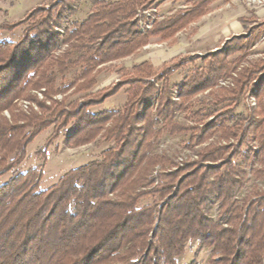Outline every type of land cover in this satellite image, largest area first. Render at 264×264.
Wrapping results in <instances>:
<instances>
[{"label":"trees","instance_id":"1","mask_svg":"<svg viewBox=\"0 0 264 264\" xmlns=\"http://www.w3.org/2000/svg\"><path fill=\"white\" fill-rule=\"evenodd\" d=\"M69 1L39 3L22 18L0 23V177L11 173L0 184V264H178L189 241L209 249L208 264H264V188L235 197L248 175L235 159L254 132L257 146L250 145L245 158L251 176L264 180V126L233 114L255 75L260 87L253 95L264 108V57L235 69L230 88L192 112L196 117L220 106L209 120L188 125L175 118L230 71L226 57L237 43L239 50L250 47L252 36L235 35L224 49L201 57L203 66L177 86L176 98L170 78L193 62L188 53L159 67L144 60L121 68L115 82L95 89L102 65L134 54L151 38L173 39L215 0H194L144 30L141 13L155 0H91L90 13L59 34ZM21 24L17 40L1 38ZM120 90L126 94L121 108L91 111ZM19 99L25 108L17 106ZM70 124L67 147L98 136L112 145L40 189L37 168L20 171L28 144L52 128L50 144ZM217 132L223 142L200 147L196 159L178 163L153 152L162 134H189V144L197 145ZM210 197L218 203V219L204 209Z\"/></svg>","mask_w":264,"mask_h":264},{"label":"rangeland","instance_id":"2","mask_svg":"<svg viewBox=\"0 0 264 264\" xmlns=\"http://www.w3.org/2000/svg\"><path fill=\"white\" fill-rule=\"evenodd\" d=\"M192 1L194 0H155L150 8L141 13L140 26H144L147 22L163 19L177 9L186 8ZM50 2L51 0H0V23L16 21L22 18L36 4H49ZM70 9H73V11ZM91 10V0L69 1L68 10L64 13L61 25L57 28L59 34H62L64 28L73 21L83 20ZM243 18H253L259 20V23L262 22V24L254 23L251 27V23L243 21ZM25 25L21 24L12 31H2L1 38L11 41L17 40ZM241 33H246V37L252 36V45L245 50H239L237 48L240 47L241 43H237L234 46L236 50L226 57L230 71L219 78L212 89L202 91L193 96L188 102V109L176 111V120L183 124L204 123L209 120L208 114L219 109L220 106L204 110L200 116L196 117L192 115V112L206 108L208 101L213 98L214 94H222L225 92L223 88H230L231 76L234 74L235 69L240 68L242 65L255 63L264 57V0H215L209 5V11L205 15L177 32L173 39L160 41L156 37L151 38L149 44L140 48L134 54L102 65L97 74L98 84L95 89L115 82L120 76L118 71L121 68L129 69L132 65L144 60H149L155 67H159L163 62L176 57L178 54L188 53L190 54L188 58L194 59L193 62L191 61L179 68L170 78V86L176 98L177 86L183 82L189 73H192L194 67L203 66L201 57L207 53L224 49L233 36ZM242 45H245V43ZM63 49L64 47L55 53L57 54ZM258 79L259 76L255 75L250 81L248 92L240 98V102L235 107L233 114L235 118L242 116L253 117L257 124L264 126V112H262L264 108L259 105L256 96L253 95L254 91H257L258 87H260L259 85L257 86ZM38 95L39 98H43L41 93H38ZM75 97L76 95L70 96V99ZM56 98L60 99L61 95H57ZM125 101L126 94L124 90H120L116 95L106 99L101 105L93 107L91 111L117 110L122 107ZM261 103L264 104V95L261 97ZM27 104L23 99L17 101V106L21 108H25ZM150 104L154 105L155 102L151 100ZM3 114L10 117L8 111H3ZM157 127L160 126L157 125ZM72 131L73 126L70 124L61 131L57 139L49 144L47 141L52 133V128H48L28 144L27 157L21 164L20 171H27L33 167L37 168L42 173L39 183L40 189H46L55 184L59 177L69 169L97 159L104 149L112 145L111 142H107L101 136H98L89 144L67 147L65 140ZM256 134L257 132H254L249 135V145L241 147L244 154L235 159V162L242 165L244 170L248 172L243 181V187L235 190V197L237 198L251 193L255 188H264V180H255L249 173L252 165L245 158V156L250 155V145H254L255 148L257 146V143L253 140ZM188 141L189 134L173 136L162 134L156 142L153 152L165 153L175 162L180 163L186 159H196L197 150L207 143L223 142L219 132L214 133L202 144L195 145L193 142L190 145ZM230 142L236 144L237 140L231 139ZM158 169L159 167H156V170ZM10 176L11 173H8L0 177V184L6 182ZM148 201H150V198L144 199L143 202ZM204 209L213 219L219 218L218 203L213 197L209 198ZM209 253V249L201 246L198 241H189L186 244L184 254L178 258V264H208Z\"/></svg>","mask_w":264,"mask_h":264},{"label":"built area","instance_id":"3","mask_svg":"<svg viewBox=\"0 0 264 264\" xmlns=\"http://www.w3.org/2000/svg\"><path fill=\"white\" fill-rule=\"evenodd\" d=\"M152 23H153V21L152 22H147L144 26H141V29L142 30H144V29H146V28H150L151 26H152Z\"/></svg>","mask_w":264,"mask_h":264}]
</instances>
